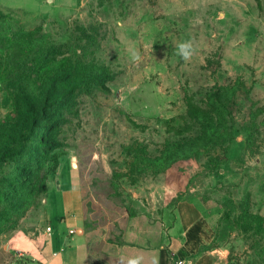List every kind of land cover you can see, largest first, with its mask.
<instances>
[{
    "label": "rangeland",
    "instance_id": "374dc122",
    "mask_svg": "<svg viewBox=\"0 0 264 264\" xmlns=\"http://www.w3.org/2000/svg\"><path fill=\"white\" fill-rule=\"evenodd\" d=\"M218 95L203 130L188 100ZM80 161L134 212L193 202L216 264H264V0H0V246Z\"/></svg>",
    "mask_w": 264,
    "mask_h": 264
},
{
    "label": "crops",
    "instance_id": "0c3cea01",
    "mask_svg": "<svg viewBox=\"0 0 264 264\" xmlns=\"http://www.w3.org/2000/svg\"><path fill=\"white\" fill-rule=\"evenodd\" d=\"M71 168L65 183L57 176L49 188L40 223L3 239L0 264H17L5 260L11 255L35 264H117L120 255H142L144 264H216L206 251L212 226L193 202L134 212L100 190L95 167Z\"/></svg>",
    "mask_w": 264,
    "mask_h": 264
},
{
    "label": "trees",
    "instance_id": "16d2710c",
    "mask_svg": "<svg viewBox=\"0 0 264 264\" xmlns=\"http://www.w3.org/2000/svg\"><path fill=\"white\" fill-rule=\"evenodd\" d=\"M11 57H12V62L14 63L15 62V58L17 60V55L16 54H13V52H11ZM37 59H38L37 61L40 60V58H37ZM17 61H19L21 63V56L20 55L18 56V60ZM22 62L24 63L22 67L26 68V65H28L26 63V59H25V61H22ZM34 66H35L36 73H40V70L42 68V67L40 68V62H36L34 64ZM21 79H24L25 81L27 80V78L25 76L21 77ZM188 105H189V111H188L189 115L193 119L199 121V123L201 124V128L203 130H205V129L209 128V127H208V125L205 122L206 120H205L204 116H201L199 114V112L204 113V114H210V113H212L213 115H215L216 117L221 118V119L224 118L223 115H225V116L226 115H229V109L222 102V100H221V98H220L219 95H218V97H215V99L212 101V103H211V109L209 111L206 110V109H203V108L201 109L200 106H193L194 104L191 102V100H188ZM38 143L39 144H42V140H38ZM36 264H40V263H36Z\"/></svg>",
    "mask_w": 264,
    "mask_h": 264
},
{
    "label": "clouds",
    "instance_id": "9594fccd",
    "mask_svg": "<svg viewBox=\"0 0 264 264\" xmlns=\"http://www.w3.org/2000/svg\"><path fill=\"white\" fill-rule=\"evenodd\" d=\"M196 47L197 45L194 39L190 38L182 40L176 44V55H178L183 61L188 62L195 54ZM131 58L133 61H138L140 55L137 51L132 50ZM109 264H111V261H109ZM117 264H144V257L142 255H120Z\"/></svg>",
    "mask_w": 264,
    "mask_h": 264
},
{
    "label": "built area",
    "instance_id": "2783aa9c",
    "mask_svg": "<svg viewBox=\"0 0 264 264\" xmlns=\"http://www.w3.org/2000/svg\"><path fill=\"white\" fill-rule=\"evenodd\" d=\"M47 229H48V231H50V230H51V226H48V228H47ZM179 263H180V262H179Z\"/></svg>",
    "mask_w": 264,
    "mask_h": 264
},
{
    "label": "water",
    "instance_id": "95a60500",
    "mask_svg": "<svg viewBox=\"0 0 264 264\" xmlns=\"http://www.w3.org/2000/svg\"><path fill=\"white\" fill-rule=\"evenodd\" d=\"M74 160H76V158H74Z\"/></svg>",
    "mask_w": 264,
    "mask_h": 264
},
{
    "label": "bare ground",
    "instance_id": "6f19581e",
    "mask_svg": "<svg viewBox=\"0 0 264 264\" xmlns=\"http://www.w3.org/2000/svg\"><path fill=\"white\" fill-rule=\"evenodd\" d=\"M76 161V160H75Z\"/></svg>",
    "mask_w": 264,
    "mask_h": 264
}]
</instances>
